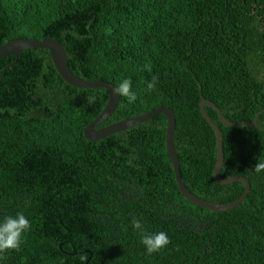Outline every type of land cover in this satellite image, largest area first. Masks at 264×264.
Wrapping results in <instances>:
<instances>
[{
  "label": "trees",
  "instance_id": "16d2710c",
  "mask_svg": "<svg viewBox=\"0 0 264 264\" xmlns=\"http://www.w3.org/2000/svg\"><path fill=\"white\" fill-rule=\"evenodd\" d=\"M44 38L63 45L81 79L132 80L136 101L120 97L99 128L170 108L187 189L213 204L241 197L244 184L214 179L217 139L200 103H215L231 123L264 110V0H0V46ZM152 75L159 82L148 93ZM108 97L68 85L48 50L0 59V221L23 212L32 225L0 264H264V171H254L264 159V112L255 128H227L205 107L222 132L221 177L251 185L243 204L213 212L181 194L163 115L84 137ZM134 218L170 243L148 254Z\"/></svg>",
  "mask_w": 264,
  "mask_h": 264
},
{
  "label": "water",
  "instance_id": "95a60500",
  "mask_svg": "<svg viewBox=\"0 0 264 264\" xmlns=\"http://www.w3.org/2000/svg\"><path fill=\"white\" fill-rule=\"evenodd\" d=\"M31 49L48 50L50 52L53 64L57 72L68 85L78 89L103 88L108 91L109 94L108 102L103 112L91 124L87 125L84 128L83 133H84V137L87 140L98 141L104 139L107 136L119 132H124L128 129L136 127L158 115H163L167 120L166 137H165L167 152L173 166L177 186L181 194L184 196V198L196 206H199L201 208L213 212H228L244 203L250 192L251 185L245 177L235 176V177H230L226 180L221 177L220 172L224 164L222 132L220 128L213 122V120L207 115L205 107L210 106L211 108H213L216 111L217 115L219 116L222 124L227 128H234L239 126L255 128L258 125L257 118L260 114L264 112V110L259 114H257L251 123L249 122L231 123L228 120H226L225 117H223L220 109L216 106L215 103L204 99L201 101L200 103L201 114L203 118L208 122V124L213 128L217 139V160L213 170V176L215 181L222 186L230 185L236 182H240L245 186V190L241 195V197L231 203H227V204L208 203L200 199L199 197L195 196L194 194H192L187 189L185 183L182 180L179 157L174 143L176 116L172 109L167 107H160L145 114H142L140 116L119 121L111 125L99 128L100 125L105 123L114 114V112L119 106L120 96L115 93V87L112 84L103 81H99V80L87 81L76 76L69 68L67 53L63 45L60 42L52 40L50 38H44L41 41L33 40V39H17V40L9 41L5 45L0 46V59L7 57L18 58L20 54Z\"/></svg>",
  "mask_w": 264,
  "mask_h": 264
},
{
  "label": "clouds",
  "instance_id": "9594fccd",
  "mask_svg": "<svg viewBox=\"0 0 264 264\" xmlns=\"http://www.w3.org/2000/svg\"><path fill=\"white\" fill-rule=\"evenodd\" d=\"M151 73V65H145L144 69ZM159 82L158 75H152L150 81H143L146 85L145 91L151 93L156 90ZM115 93L120 97H127L128 101L135 102L137 95L132 91V80L124 79L119 85L115 86ZM95 97L88 98L89 103L94 102ZM254 171L259 173L264 171V159L259 158L258 163L254 166ZM132 226L140 230L142 233V243L145 246L148 254H153L170 243V238L165 231L156 233H146L143 225L139 219H133L131 221ZM32 227L29 219L23 212H18L15 216H5L0 221V254L5 253L8 250H18L23 242L24 234ZM86 259V257H82Z\"/></svg>",
  "mask_w": 264,
  "mask_h": 264
}]
</instances>
